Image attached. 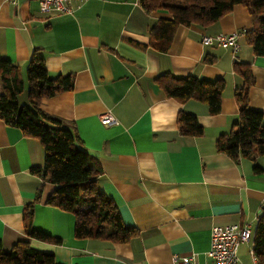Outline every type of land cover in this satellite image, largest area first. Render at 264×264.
I'll use <instances>...</instances> for the list:
<instances>
[{
  "label": "crops",
  "instance_id": "crops-1",
  "mask_svg": "<svg viewBox=\"0 0 264 264\" xmlns=\"http://www.w3.org/2000/svg\"><path fill=\"white\" fill-rule=\"evenodd\" d=\"M160 17L169 14L146 12L138 0H86L72 14H43L39 0H0V57L18 65L24 79L37 50L50 75L73 77L71 90L43 98L40 107L73 125L76 145L100 166L98 188L138 231L124 243L76 238L74 216L45 202L54 186L36 172L43 165L38 139L0 118L4 250L25 237L23 208L39 191L31 227L59 242L29 239V245L52 253L56 264H172L173 256L189 255L196 264H210L213 225L247 223L254 229L264 207V155L235 162L215 147L238 118L234 91L243 79L234 62L249 64L248 103L264 114V56L242 37L252 29L251 17L235 5L206 27L179 25L165 52L149 43V28ZM232 32L242 33L235 51L201 42L203 34ZM162 74L222 78L220 111L211 115L197 100L166 97L155 80ZM22 92L17 102L27 104L23 95L18 99ZM180 111L195 115L201 136L179 133ZM107 112L116 123H101ZM237 255L242 264H256L251 240L239 245Z\"/></svg>",
  "mask_w": 264,
  "mask_h": 264
},
{
  "label": "trees",
  "instance_id": "trees-1",
  "mask_svg": "<svg viewBox=\"0 0 264 264\" xmlns=\"http://www.w3.org/2000/svg\"><path fill=\"white\" fill-rule=\"evenodd\" d=\"M146 11L163 10L169 17H160L149 28V43L161 52L167 51L179 25L206 27L219 20L235 5L246 7L252 21V29L242 35L257 56H264V0H138ZM233 70L243 79L234 91L238 105V118L230 129L218 135L217 152L229 156L235 162L241 158L255 160L264 155V114L251 108L248 91L253 84L249 64L234 62ZM0 118L7 125L17 127L25 136L38 139L43 152V165L36 172L53 184L54 188L45 202L74 216V236L79 239L94 238L112 243L128 242L138 234L137 229L125 224L117 205L97 186L101 174L97 160L87 150L76 145L78 136L73 125L46 113L40 107L43 98L73 88L71 75L48 73L43 57L35 50L21 76L18 65L0 57ZM163 93L183 103L189 99L206 105L209 114L220 111L225 87L222 78L199 79L188 75L173 77L162 74L155 78ZM27 83V104H19L17 95ZM177 127L181 135L201 136L202 127L193 114L179 112ZM260 167L254 166L256 171ZM40 191L23 208V239L16 241L8 250L0 242V264H56L52 253L40 251L29 245V239L58 243L57 237L49 236L31 227L33 208L40 200ZM251 253L256 264H264V207L256 217Z\"/></svg>",
  "mask_w": 264,
  "mask_h": 264
},
{
  "label": "built area",
  "instance_id": "built-area-1",
  "mask_svg": "<svg viewBox=\"0 0 264 264\" xmlns=\"http://www.w3.org/2000/svg\"><path fill=\"white\" fill-rule=\"evenodd\" d=\"M86 0H39V10L43 14L62 13L72 14ZM241 32L216 33L214 35L203 34L201 42L204 44H217L224 48L236 50ZM104 125L116 123L115 118L109 113L100 117ZM254 235V229L247 223H229L213 225L210 228L209 255L210 264H242L238 258V247L242 242L250 241ZM252 254V253H251ZM172 264H196L193 255L173 256Z\"/></svg>",
  "mask_w": 264,
  "mask_h": 264
},
{
  "label": "rangeland",
  "instance_id": "rangeland-1",
  "mask_svg": "<svg viewBox=\"0 0 264 264\" xmlns=\"http://www.w3.org/2000/svg\"><path fill=\"white\" fill-rule=\"evenodd\" d=\"M23 95V96H22ZM22 96V102H27V83L25 81V87H24V90L22 92V94L20 96H18V99Z\"/></svg>",
  "mask_w": 264,
  "mask_h": 264
}]
</instances>
